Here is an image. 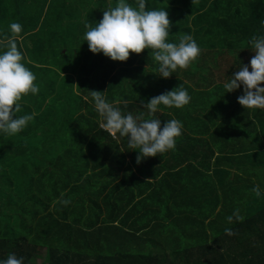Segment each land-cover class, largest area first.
I'll return each mask as SVG.
<instances>
[{
  "label": "trees",
  "instance_id": "trees-1",
  "mask_svg": "<svg viewBox=\"0 0 264 264\" xmlns=\"http://www.w3.org/2000/svg\"><path fill=\"white\" fill-rule=\"evenodd\" d=\"M115 3L0 0V50L9 22H18L12 38L38 85L16 113L33 119L0 134V258L264 264V109L237 102L242 86L222 87L254 55L247 41L262 32L264 0H145L146 9L167 12L169 41L190 34L200 48L167 78L153 73L151 49L125 61L88 49L84 24L94 26ZM177 85L188 104L153 114L161 126L182 122L173 149L137 162L125 137L99 127L89 91L109 102L123 92L115 106L148 118L141 101ZM234 209L240 218L228 221Z\"/></svg>",
  "mask_w": 264,
  "mask_h": 264
},
{
  "label": "clouds",
  "instance_id": "clouds-1",
  "mask_svg": "<svg viewBox=\"0 0 264 264\" xmlns=\"http://www.w3.org/2000/svg\"><path fill=\"white\" fill-rule=\"evenodd\" d=\"M260 25L261 34L252 35L247 41V48L254 55L247 65L240 63L238 70L222 84L225 92L242 86V95L236 99L248 110L264 109V86L260 83L264 81V20L260 21ZM169 26L165 9H146L145 0H135V6L128 0H116L114 6L103 10L101 19L94 26L84 24L82 38L93 54L101 53L114 61H125L130 51L138 54L142 49H151V57L156 65L153 73L167 78L178 68H186L200 53L198 44L190 34L181 35L177 42L169 41ZM8 31L11 35L4 50H0V134L14 135L35 116V113H16L21 110L22 96L37 94L38 85L34 83V73L22 62V53L12 38L21 31V25L15 21L9 22ZM89 95L99 127L111 136L118 134L125 137L128 149L137 151V162L174 148L175 139L181 134L182 122L172 118L165 120L161 126V120L153 117V114L162 111L160 106L179 109L190 100L187 89L177 85L146 101L142 100L148 117L144 118V111L137 115L122 112L115 105L125 102H109L102 91L92 90ZM59 203L66 205L69 200L60 199ZM233 216L240 218L238 210L234 209L226 219L231 221ZM22 260V257L9 253L6 258H0V264H22Z\"/></svg>",
  "mask_w": 264,
  "mask_h": 264
},
{
  "label": "rangeland",
  "instance_id": "rangeland-1",
  "mask_svg": "<svg viewBox=\"0 0 264 264\" xmlns=\"http://www.w3.org/2000/svg\"><path fill=\"white\" fill-rule=\"evenodd\" d=\"M127 92H131V90L129 89ZM127 92H126V93H127ZM122 93H123V92H122ZM122 93H121L120 95L113 94L112 99L115 100V101H118L119 96H122ZM35 262H36V264H43V263H44L42 258H40V259H35Z\"/></svg>",
  "mask_w": 264,
  "mask_h": 264
}]
</instances>
